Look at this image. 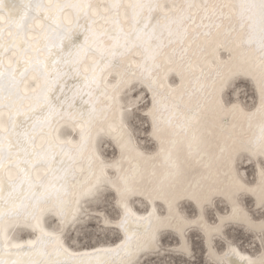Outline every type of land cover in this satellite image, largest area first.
I'll return each mask as SVG.
<instances>
[{
    "label": "snow or ice",
    "instance_id": "6c2138e0",
    "mask_svg": "<svg viewBox=\"0 0 264 264\" xmlns=\"http://www.w3.org/2000/svg\"><path fill=\"white\" fill-rule=\"evenodd\" d=\"M9 7L20 19L0 29V264H142L140 256L155 250L168 229L188 252L183 237L193 227L208 238L209 264H264V123L258 137L245 140L216 135L212 119L223 114L232 128L233 121L251 126L256 116L264 120V0H27ZM218 41L229 59L207 73L200 69L199 94H188L187 102L166 96L161 72L176 60L190 69L197 54ZM70 75L83 79L86 107L74 103L80 87L65 94L61 83ZM241 78L252 82L251 107L226 99ZM161 97L171 103L162 105ZM141 108L148 109L142 119L150 118L152 135L169 159L178 142L168 139L166 128L180 119L185 130L192 129L189 151L213 153L217 171L187 197L199 215L184 211L177 185L169 181L182 174L179 157L158 179L155 165H148L159 153L136 149L130 125ZM69 127L74 138L63 131ZM106 139L118 145L120 158L102 154ZM125 153H135V169L124 168ZM241 158L254 165L250 179L239 170ZM109 194L116 198L118 219L104 211L95 218L104 229L115 220L123 239L114 246L78 244L76 237L95 227L87 223L92 214L85 204L99 208ZM137 196L150 201L139 209L146 216L135 209ZM213 202L224 204V215L209 224L205 209ZM131 224L143 227L132 232ZM227 225L256 235L259 254L243 256L225 241L227 251L218 255L217 238L225 239ZM20 226L34 239L16 242Z\"/></svg>",
    "mask_w": 264,
    "mask_h": 264
},
{
    "label": "bare ground",
    "instance_id": "6f19581e",
    "mask_svg": "<svg viewBox=\"0 0 264 264\" xmlns=\"http://www.w3.org/2000/svg\"><path fill=\"white\" fill-rule=\"evenodd\" d=\"M22 2H27V0H0V3H2L3 5V7L0 8V29L7 27L6 22L18 21L20 19V13L17 10H14L11 7H9V5H11L12 3L19 4ZM229 56H230V52L228 48L225 47L223 41H218L215 47H209L206 51L198 53L197 58L192 61L190 69H189V65L183 63L180 60H176L174 63H172L168 67L166 72L162 71L161 74L159 75V83L161 86V90L165 92L166 96H170L176 100H180L181 97H184V102H187V95L188 94H192L193 96L198 95L199 93L197 90L200 88V85L204 82L200 77V69L201 68L205 69V72L207 73L216 67L217 61H227L229 59ZM149 67H151L150 64H149ZM61 86L64 88L65 94L69 96L73 94L71 91L72 89L76 87H80L81 91L76 94V99L74 103L77 108L87 106V102L89 101V96L86 94V91L83 90V79L82 78H76L75 76L70 75V77L65 78L62 81ZM146 93L150 96V99H151L150 91H146ZM232 102L234 103L238 102V103L244 104L238 98ZM161 103L162 105H168L171 103V100L166 99L165 97H161ZM148 107H151V104H149ZM147 110H148L147 108L143 110V115L147 112ZM163 115L167 117L168 113L164 112ZM212 119L214 121V131L216 135L221 136V137H227L231 134V135L239 136L240 138L245 139V140H251V139H255L256 137H258L260 134V125L264 123V120H262L260 116H256L253 118L251 122V126H249L246 122L243 123L241 126L238 122L233 121L232 123H236L237 127L232 128L229 124L225 123L223 114H218L212 117ZM147 122H148L149 128L146 131L148 134L146 135V137L154 143L155 148L149 149L145 145L143 146V144L139 143L132 128L130 127V132L132 134L131 138H132L134 145L136 146V149L139 152L145 153L146 155H155L159 153V155L156 156L155 160L151 164L148 165L149 170H151L152 164L155 165V170H156L158 179L162 178L164 173L172 171V164L176 160L177 156L179 157L182 174L178 177H175V176L169 177V181L177 185V191L175 195L177 196L181 207L183 208L184 204H191L196 210V215H199L200 214L199 206L197 205L195 201L190 200L187 197H189L192 194V191L195 188V184L198 181H202V180L209 178L210 173L215 174V172L217 171L216 161L214 159H211V156L213 155V153L208 149H201L199 152L189 151L188 142L191 136L192 129L188 127L187 130H185L184 127H182L183 120L180 119L176 121L174 128H171V129L166 128V131L169 133L168 139L178 142L176 148L173 150V155L171 159H169L167 157L166 151L165 152L160 151L161 144L152 135V127H151L150 118L148 119ZM63 131L65 135L67 136V138H74V135H73L74 129L69 127V128L63 129ZM173 132L175 133V135H172ZM144 141L145 143L149 144L148 142H146L147 140H144ZM110 142L114 143L117 156L116 157L114 156V158H110L109 160L120 158L121 153H120V149L118 145L115 143V141L110 140L108 143ZM168 147L169 145L167 144L164 145V148L166 150L168 149ZM125 156H126V159L123 162V166L127 170L135 169L137 164L140 163L138 158H136L135 153H132V154L125 153ZM239 161H238V164H239ZM141 167H144V165L141 164ZM111 174L112 173H109V175ZM85 179H87L86 175L78 177L77 183L83 182ZM136 202H138L139 207L141 209L146 204H150V201L146 197H140V196L135 197V203ZM92 204L94 205L95 203L85 204V209L89 213L93 214L91 219L92 218L96 219L95 218L96 213L101 210L91 207L93 206ZM220 204H222V206L224 207L223 203H220ZM214 205H216L215 202H213V205H210V206H214ZM161 207H162V202L157 204L158 213L161 210ZM135 209L138 210V215L140 216L147 215V212L139 211L136 205H135ZM212 210L216 212L215 215L217 217L224 215V212H222L217 207ZM256 210H259V209H256ZM148 211H151V207L148 208ZM205 219L208 221L209 224H211V222H209L207 218L206 213H205ZM114 225H115V220L113 222V227L116 228ZM142 227L143 226L141 225L131 224L130 231L135 232ZM116 229H117V232L119 233V239H117L114 242L99 243L94 246H101V245L114 246L115 244L119 243L120 240L123 239V231L118 228ZM190 229L192 228H189L188 230ZM193 229H195V227H193ZM187 231L185 232L183 240L187 241L188 252H185L182 250V246H181L182 238L179 244L172 245L173 247L172 250L173 251L177 250L178 252L182 251L183 254L190 256V253H192V248H191V243H189L188 237L186 235ZM175 233L179 237H181L177 232ZM161 235L159 236V243L157 245V248L151 252L141 255L140 260H142L148 254H153L156 252L163 251L164 247H163V242L161 240ZM15 236H16V242L18 243H22L29 239H34V236L31 235L30 232L23 226H20L17 229H15ZM174 237L177 238L176 235H174ZM203 237L205 239V243L207 246V252L209 254L208 238L205 236L204 233H203ZM231 244L233 247H236L238 251L241 253V255L243 256H253V255L259 254V252L255 254H251L248 251L242 250L239 245L233 242H231ZM215 251L217 252L218 255H223V253H220L218 249L216 248H215ZM224 251H227V244L223 252ZM208 258L212 259L210 255Z\"/></svg>",
    "mask_w": 264,
    "mask_h": 264
},
{
    "label": "rangeland",
    "instance_id": "374dc122",
    "mask_svg": "<svg viewBox=\"0 0 264 264\" xmlns=\"http://www.w3.org/2000/svg\"><path fill=\"white\" fill-rule=\"evenodd\" d=\"M145 98L146 100L150 101V96L146 92ZM237 98L249 107H251L253 102L256 101V97L253 94L252 82L250 80L244 78L238 79L234 85L227 90L226 99L234 101ZM144 109L145 108H141L140 111L135 114L133 118L134 123L131 124L130 127L132 128L139 143L143 144V146L145 145L149 149H153L155 148L154 143L146 137V135H148L146 131L148 130L149 125L147 122L148 119H142L144 116ZM144 140H147L146 142L149 144L145 143ZM106 141L109 142L110 140L106 139L100 144L101 152L108 159L114 158V156L116 157L117 152L114 143H108ZM238 166L241 173L245 174L247 178L250 179L252 177L254 165L249 160L242 158L239 161ZM244 201L246 205L252 207L256 211L257 215L260 214V211L256 210L254 205L251 203V198L246 197L244 198ZM135 205L138 209H141L138 202H136ZM215 206L220 210L224 208L222 204H219L208 206L205 209L207 218L211 223H213L217 217L215 215L216 212L212 210L216 208ZM91 207L104 211L106 214H110L112 217L118 219L119 209L116 205V198L112 194L107 195V202L103 203L99 208L96 206V204ZM183 209L185 212L196 215V210L191 204H184ZM87 223L90 225H95V227L90 226L87 229L88 234H84L82 232L79 237H76L78 244L97 245L99 243L114 242L119 239V233L113 226L109 227V229H104L101 227V222L94 218L89 219ZM223 234L225 238L224 240L217 238L218 243L216 249H218L220 253H223V250L226 247L225 241L233 242L239 245L242 250L248 251L251 254H255L260 250L257 236L240 225H227L223 230ZM174 235H176L177 238L174 237ZM186 235L188 237L189 243H191L192 248V253H190V256L183 254L182 251L178 252L177 250H172V245L179 244L181 242V237H179L174 231L168 229L161 235V240L164 247L163 251L148 254L141 260L142 264H209L211 259L208 258L209 254L207 252V246L203 237V232L197 228H192L187 231ZM220 244H223L224 247L221 248L219 246Z\"/></svg>",
    "mask_w": 264,
    "mask_h": 264
}]
</instances>
